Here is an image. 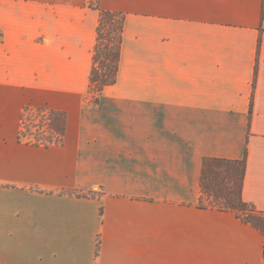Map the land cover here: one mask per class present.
<instances>
[{
    "label": "crops",
    "instance_id": "0c3cea01",
    "mask_svg": "<svg viewBox=\"0 0 264 264\" xmlns=\"http://www.w3.org/2000/svg\"><path fill=\"white\" fill-rule=\"evenodd\" d=\"M117 81L90 91L91 0H0V264H264V232L201 205L205 158L246 155L264 211V0H100ZM58 113L59 142L22 135Z\"/></svg>",
    "mask_w": 264,
    "mask_h": 264
},
{
    "label": "trees",
    "instance_id": "16d2710c",
    "mask_svg": "<svg viewBox=\"0 0 264 264\" xmlns=\"http://www.w3.org/2000/svg\"><path fill=\"white\" fill-rule=\"evenodd\" d=\"M91 4L99 9L100 19L89 88L92 93L101 94L106 86L113 85L117 81L125 16L123 13L101 8L100 0H91ZM35 113H41L48 117L51 129L57 134L56 137L41 140L37 139V135L28 136L26 121L30 115L24 118L22 135L34 143L59 142L63 132L60 115L47 109H38L33 112V114ZM245 170L246 155L237 160L205 158L201 174L202 197L200 204L231 210L244 221L255 225L264 232V211L245 201L242 196Z\"/></svg>",
    "mask_w": 264,
    "mask_h": 264
},
{
    "label": "rangeland",
    "instance_id": "374dc122",
    "mask_svg": "<svg viewBox=\"0 0 264 264\" xmlns=\"http://www.w3.org/2000/svg\"><path fill=\"white\" fill-rule=\"evenodd\" d=\"M26 121V127L28 129V136L33 137L37 135V139L45 140L46 138L56 137V133L51 129L50 121L47 116L41 113H31ZM207 203V201H205ZM244 216V214H241Z\"/></svg>",
    "mask_w": 264,
    "mask_h": 264
},
{
    "label": "built area",
    "instance_id": "2783aa9c",
    "mask_svg": "<svg viewBox=\"0 0 264 264\" xmlns=\"http://www.w3.org/2000/svg\"><path fill=\"white\" fill-rule=\"evenodd\" d=\"M2 37V32L0 31V38Z\"/></svg>",
    "mask_w": 264,
    "mask_h": 264
}]
</instances>
